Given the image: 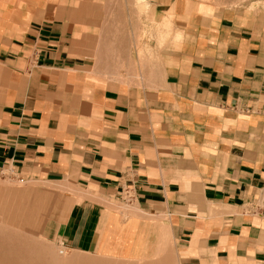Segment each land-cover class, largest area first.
<instances>
[{"label":"crops","instance_id":"1","mask_svg":"<svg viewBox=\"0 0 264 264\" xmlns=\"http://www.w3.org/2000/svg\"><path fill=\"white\" fill-rule=\"evenodd\" d=\"M35 1L0 16V174L46 189L0 187V227L119 264H264V16L159 0L177 33L153 51Z\"/></svg>","mask_w":264,"mask_h":264},{"label":"rangeland","instance_id":"2","mask_svg":"<svg viewBox=\"0 0 264 264\" xmlns=\"http://www.w3.org/2000/svg\"><path fill=\"white\" fill-rule=\"evenodd\" d=\"M190 1L197 2L208 13L217 14L224 9H235L241 12L257 13L264 16V0ZM22 2L23 0H0V16L4 15L7 9L20 6ZM158 2L159 0H43L35 1V6L33 5V7H35L34 12L42 13H46L48 7H50V11L52 12L54 8L66 7L77 14L87 13V30L90 36L135 37L136 48L152 44L154 51L163 48L166 44L173 41V37H176L177 33L173 30L175 29L173 12L161 9V6H157L160 5ZM93 46L95 47L94 42ZM94 50V56L99 60L96 56V47ZM111 61H113V58H111ZM115 61L119 63V58L116 57ZM0 187L10 190L33 188L39 191L46 189V187H41L35 183L23 182L16 178L9 179L2 174H0ZM30 227L31 223H29ZM29 230V233L24 232L27 235L25 236L0 227V264H9V262L10 264H24L26 261L27 264L121 263L102 258L97 259L80 252L69 251L63 248V245L59 242L41 237L37 227ZM18 248L23 249L18 250ZM4 251L8 254L6 255ZM22 260H25V262ZM124 263L130 262L125 261ZM137 264L143 263L137 262Z\"/></svg>","mask_w":264,"mask_h":264},{"label":"bare ground","instance_id":"3","mask_svg":"<svg viewBox=\"0 0 264 264\" xmlns=\"http://www.w3.org/2000/svg\"><path fill=\"white\" fill-rule=\"evenodd\" d=\"M168 22H169V21H168ZM166 23H167V22H166ZM163 26H164V25H163ZM164 27H165V26H164ZM159 29H160V28H159ZM4 248H5V247H4ZM8 248H9V247H8ZM22 249H23V248H22ZM22 249H19V248H18V250H22ZM9 250L11 251V249H9ZM9 250H8V251H9ZM6 251H7V250H6ZM6 251H4V253H5ZM10 251H9V253H10ZM16 252H17V251H16ZM5 254H6V253H5ZM7 254H8V253H7ZM7 254H6V255H7ZM10 254H11V253H10ZM4 256H5V255H4ZM8 258H10V257H8ZM4 260H5V258H4ZM4 260H3V261H4ZM31 260H32V259H31ZM3 261H2V263H3ZM6 261L8 262L7 259H6ZM22 261L25 262V260H22ZM26 262H27V261H26ZM26 262H25V263H26ZM5 263H6V262H5ZM25 263H24V264H25ZM28 263H29V261H28ZM6 264H8V263H6ZM9 264H10V262H9ZM13 264H14V263H13ZM18 264H20V263H18ZM22 264H23V263H22ZM26 264H27V263H26ZM30 264H31V263H30Z\"/></svg>","mask_w":264,"mask_h":264},{"label":"built area","instance_id":"4","mask_svg":"<svg viewBox=\"0 0 264 264\" xmlns=\"http://www.w3.org/2000/svg\"><path fill=\"white\" fill-rule=\"evenodd\" d=\"M63 248H65V247L63 246Z\"/></svg>","mask_w":264,"mask_h":264}]
</instances>
